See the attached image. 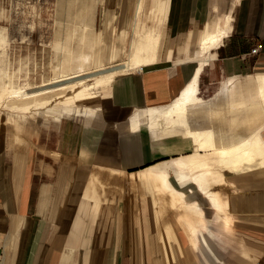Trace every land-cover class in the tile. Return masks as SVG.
<instances>
[{
    "label": "crops",
    "instance_id": "1",
    "mask_svg": "<svg viewBox=\"0 0 264 264\" xmlns=\"http://www.w3.org/2000/svg\"><path fill=\"white\" fill-rule=\"evenodd\" d=\"M102 1L111 13L134 16L116 38L114 29L108 41L95 31V57L105 64L125 53L117 63L128 62L140 37L160 33V59L118 73L99 97L97 118L0 119V264H264V175H234L217 186L227 226L194 183L180 185L207 221L195 233L178 221V205L152 174H168L174 187L172 165L188 160L191 141L179 132L154 136L144 125L121 129L136 109L180 93L195 65L181 47L219 16L230 15L231 28L210 49L199 88L264 72V0H163L162 17L152 16L157 0ZM37 116L48 120L33 123Z\"/></svg>",
    "mask_w": 264,
    "mask_h": 264
},
{
    "label": "bare ground",
    "instance_id": "2",
    "mask_svg": "<svg viewBox=\"0 0 264 264\" xmlns=\"http://www.w3.org/2000/svg\"><path fill=\"white\" fill-rule=\"evenodd\" d=\"M157 2L152 11L153 13L156 11L159 15L152 13V16L162 17L164 2L163 0ZM90 15L81 18L80 25H76L77 28L71 30V41L68 43L70 47L64 53V57H61V66L59 65L62 72L43 83L49 86L26 90L19 85L6 86L0 82V104L6 102L17 111L29 109L34 103H45L53 94L52 89L57 84L64 83L62 80L67 78L72 80L77 78L82 82L91 76H96L100 79L105 78L106 83H110L112 76L118 70L160 59V51L165 39L160 33L155 35L149 33L135 42L128 62L105 66L102 59L94 55L101 39L95 35V30L89 28L92 27ZM231 19L230 15H222L207 23L203 30L189 33L186 43L182 46V52L185 59H194L191 78L172 101L165 105L136 109L121 128L135 131L144 125L149 130H159L160 135L168 133L174 126L184 130V136L191 141L193 153L189 160H174L172 168L176 176L172 181L175 182V186L169 185L168 174L162 172L159 174L152 172V174L160 176L161 190L170 194L172 203L181 206L177 212L178 221H182V224L187 225L192 231L205 228L207 221L202 207L197 202L186 201L183 189H179L180 185L194 183L208 198L215 209V214H222L223 224L227 226L229 224V216L226 214L227 203L222 189L219 187L217 189V186H226L232 176L228 178L221 167L236 169V175L243 174L237 173L239 167L253 170V166L258 164L264 170V139L259 134L260 126L264 124V72L226 77L219 81L218 89L212 96L206 98L199 94V77L211 57L210 49L217 46L228 33ZM0 41L2 45L6 41L3 28H0ZM74 41H77V46L74 45ZM194 44H196L195 49H192ZM114 56L115 53L109 59ZM93 67L95 69L89 71ZM6 75V68H0V79ZM6 87L10 88L8 96H6ZM67 99L75 100L76 96L71 94ZM93 110L98 116V106ZM228 114L236 120L241 116L243 121L240 125H244V128L240 129L238 126L230 129L234 124H228L229 118L226 120ZM9 117L15 119L20 117V114L18 117L10 114ZM202 150L209 151V155H213L220 167L212 166L206 160H197L196 156Z\"/></svg>",
    "mask_w": 264,
    "mask_h": 264
},
{
    "label": "rangeland",
    "instance_id": "3",
    "mask_svg": "<svg viewBox=\"0 0 264 264\" xmlns=\"http://www.w3.org/2000/svg\"><path fill=\"white\" fill-rule=\"evenodd\" d=\"M108 9L102 0H0V28L4 29L6 36L4 45L0 41V68L4 67L7 70V75L2 77L0 82L6 86L19 85L25 87L26 90L49 86V84L43 83L47 82L52 76L62 72L60 71L61 57H64V53L70 47L68 43L71 41V30L77 28L76 25H80L81 18L91 14L90 26L92 27L89 28L95 31L104 30L107 41L111 36L116 38L124 23H127L129 31L128 23L132 20L134 14H115L109 12ZM84 10L89 14L86 15L87 13ZM107 19L111 27H106ZM113 29L115 30V36L114 34L111 35ZM128 40L126 41L125 49L128 46ZM74 45L77 46V41H74ZM125 59L126 54H121L117 62ZM117 62L111 61L105 63V66L118 64ZM94 67L89 71H93ZM120 72L122 70L115 72L112 80ZM62 81L64 83L57 84L52 89L53 94L43 104L34 103L31 108L22 109L21 111H17L16 108H12V105L6 102L0 104V119L10 118V114L13 117H18L19 114L21 117H23L22 115L29 117L31 114H42L43 116L56 115V117H58L57 115H65L97 118L93 109L97 107L101 98L100 95L104 92L103 90L107 89L112 81L106 83L105 78L100 79L96 76H91L82 82L77 78L76 80L67 78ZM219 84L220 82H217L207 90L200 85V96L206 98L212 96L217 91ZM9 87H6V96L9 95L8 89L11 88ZM71 94L76 96L75 100L67 99ZM241 106L243 107V105ZM244 107H246L245 104ZM231 117L233 118V116L228 114L226 118V120L229 118L227 120L229 125L230 123L231 125L234 124L231 126L232 128L229 126L230 129L238 126L240 129L244 128V125H240L243 121L240 118L241 116L237 120ZM47 120L37 116L32 122L39 124ZM235 120L238 123L237 125ZM7 128L11 130L12 126L9 124ZM150 131L154 136L160 135L159 130ZM175 132L185 134L184 130L179 126H174L172 130L165 134ZM259 134L264 139V124L260 126ZM208 152L207 150H202L196 156V159L206 160L212 166L219 168L220 166L212 157L213 155H209ZM192 153L193 151L183 156H187L189 160ZM221 169L228 178L236 175V169L229 167H221ZM263 172V168L259 167L258 164L253 166V170L239 167L237 173L243 174L236 175V180L238 177L261 175ZM230 181L231 179H229L226 186L232 183ZM223 194L225 196V192ZM176 208L179 211L181 206L178 205ZM214 219L216 220L217 218ZM200 230L195 233H200Z\"/></svg>",
    "mask_w": 264,
    "mask_h": 264
},
{
    "label": "built area",
    "instance_id": "4",
    "mask_svg": "<svg viewBox=\"0 0 264 264\" xmlns=\"http://www.w3.org/2000/svg\"><path fill=\"white\" fill-rule=\"evenodd\" d=\"M260 49H261V45L260 44H257V45H255L254 47H252V49H251V53L252 54H256V53H258L259 51H260Z\"/></svg>",
    "mask_w": 264,
    "mask_h": 264
}]
</instances>
